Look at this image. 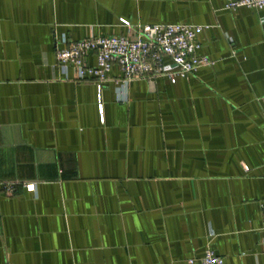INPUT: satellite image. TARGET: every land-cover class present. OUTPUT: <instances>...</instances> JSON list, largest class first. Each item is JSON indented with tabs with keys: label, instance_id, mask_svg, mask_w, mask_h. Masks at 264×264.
I'll use <instances>...</instances> for the list:
<instances>
[{
	"label": "crops",
	"instance_id": "1",
	"mask_svg": "<svg viewBox=\"0 0 264 264\" xmlns=\"http://www.w3.org/2000/svg\"><path fill=\"white\" fill-rule=\"evenodd\" d=\"M227 0H0V264H264V9ZM191 23L213 63L102 91L63 36ZM96 63L95 54L88 59ZM196 259L194 263L190 259Z\"/></svg>",
	"mask_w": 264,
	"mask_h": 264
},
{
	"label": "built area",
	"instance_id": "2",
	"mask_svg": "<svg viewBox=\"0 0 264 264\" xmlns=\"http://www.w3.org/2000/svg\"><path fill=\"white\" fill-rule=\"evenodd\" d=\"M264 9V0H227L225 9L235 10L239 7ZM128 28L127 34L90 35L87 38L72 40L67 36L61 39L56 49L57 65L62 74L68 78L72 69L77 82L92 79L98 89L99 111L103 119L104 106L102 91L110 80V73L115 66L121 76L115 78L118 97L127 99L129 83L138 78L153 79L163 75L170 79L188 77L201 66L213 63L207 55L200 54L201 42L198 33L202 25L191 23H157L133 24L122 19ZM95 54L96 63L88 59ZM19 185L36 190L35 183L2 181L0 188L8 195H13ZM264 209V200L261 202ZM196 259H190L194 263ZM199 264H225L224 257L213 248L208 247Z\"/></svg>",
	"mask_w": 264,
	"mask_h": 264
}]
</instances>
